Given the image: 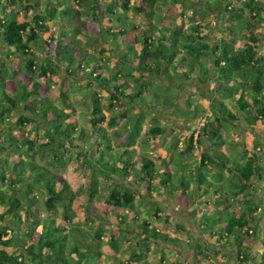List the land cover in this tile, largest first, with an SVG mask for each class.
Here are the masks:
<instances>
[{
    "label": "trees",
    "instance_id": "1",
    "mask_svg": "<svg viewBox=\"0 0 264 264\" xmlns=\"http://www.w3.org/2000/svg\"><path fill=\"white\" fill-rule=\"evenodd\" d=\"M128 1L123 4L125 9L128 7ZM174 1L181 4L185 0ZM1 2L8 3L12 9L15 7L14 14L7 15L4 13L5 6ZM41 3H44L43 9L40 8ZM49 3L48 5L46 0H0V10L3 11V15L6 14L3 17L0 16V39L9 49H14V52L21 58L19 73L29 79V84L19 80L16 83L13 78L16 73L15 68L3 63L0 65V127L9 126L5 133L8 139L14 140L8 147L9 151L14 155L19 154V156L24 154L27 158V160L16 156L0 158V180L4 182L5 175L11 174L21 184V188H16L12 181V188L9 191H0V264H107L106 255L100 251V244L103 242L99 241L100 236L95 233L97 227L90 234V240H87L88 232L79 227L71 213L72 207L78 203L79 194L84 191L81 187L77 191L72 190L66 181L61 180L58 173L36 163V149L52 151L55 154V156L53 154V159L57 165L61 166L63 161L56 156L57 154L52 147L65 148V145H68L81 160V166L83 163L87 169L96 172L103 171L105 174L112 173L123 178L128 184L146 183L148 190L165 188L166 191L173 194L174 190L187 189L189 181L181 183V179L184 177L175 171L167 170L155 173L154 162L145 156L138 157L140 170L132 166L131 164L136 159L137 154L135 150H129L128 147L133 141L124 140L120 150L113 148L110 138L104 135L103 124L106 118L96 101L95 96L97 95L87 97L86 93L83 92L80 96L83 103L88 100L90 103L88 106L91 110L89 125L94 132L89 133L73 120L71 112L74 108L70 97L73 96L75 90H69L68 87L65 88V85H62L59 92L60 101L56 104L47 98L45 93L39 92L43 84L38 80L43 78L47 83H50V77L57 76L60 71L67 76H73L91 68L94 85L98 81V86L101 85L108 90L110 103L114 101L125 105L134 104L136 98L142 99L146 93H149L154 101L163 98L156 91L162 92V96L163 91H165L164 95L169 100V97L174 96L171 94L173 88L167 87V89L162 90L158 89L156 85H152L150 90L144 86L131 88L127 84V80L133 78L129 71L117 70L114 74L103 73L101 57L88 54L79 43L81 40L87 44H91L93 41V38L86 34V30L82 31L85 22L80 20V10L69 6L57 7L53 0ZM97 3L98 0H93V5H97ZM116 3L114 2V4ZM220 3V0H215L212 4L208 3L203 12L218 9ZM158 5V0H140L139 4L135 6V11L137 15H141L144 21L148 20L150 23L151 18L157 16L155 10ZM49 6L51 7L48 8ZM242 6L253 14L252 19L256 18L257 14H254V9L259 8L258 2L247 0ZM93 8L92 15L100 30L104 26H111L112 29L117 28L116 31L110 32L111 37L114 38L113 45H116L117 49L116 37L125 38L128 36L131 38L129 43L140 45L138 50L130 44L128 46L127 42L124 45L129 54L127 61L131 64V69L138 70L140 73L169 77L168 69L171 67L175 69L174 61L177 59L180 50H183L185 52L178 58L180 59L178 63L184 64V68L177 71V75L184 77V79L196 77L199 81H203L200 75L208 76L206 82L209 85L211 83L216 85L215 94L221 99L234 103L240 116L232 112L221 99L212 103L211 111L213 114L200 130V140L197 139L199 143L213 145L226 143L230 139V127L235 125L236 121L242 120L250 128L263 124L264 63L261 58L256 57L251 44L243 43L235 48L234 45L238 36H234L231 40L221 39L209 44L206 38L202 36V29L205 26L201 24L189 26V31L186 32L179 28L167 26L154 25L155 27H151L152 25L149 24L151 27L148 29L149 33L144 31L138 36L134 23H126L119 15L112 13L109 7L103 10L102 16L96 12L95 7ZM47 21H50V24ZM74 21H78L77 24H74ZM86 22L88 23V21ZM50 25L52 27L57 26L58 30L63 33L62 38H59L55 43L50 38L38 35L41 32H48ZM245 26L252 27V24L246 22ZM232 30L233 28L229 31L233 32ZM110 33L106 35H110ZM154 33L157 34L155 37H153ZM67 35L71 37L69 38ZM63 39L68 42L64 43ZM252 40L255 42L254 37ZM40 53L44 55L43 63L36 60L37 57H40ZM101 53L103 54V50ZM206 60L210 66H207ZM7 81H12L9 82V84L12 83L11 86L6 84ZM187 104L190 106L189 101ZM159 106L171 114L168 106L165 107L161 103ZM197 107L189 108L187 112L178 110L175 114L181 118L189 113L191 117L196 118L201 113L198 105ZM14 110L24 112L15 121L17 125L15 128L25 134L19 140L14 136V138L11 137L12 125L5 119V113ZM115 121L111 115L106 124L112 127ZM26 125H31V129L27 132L24 131ZM38 131L43 133L41 140L37 138ZM152 131L160 132V129L156 128ZM118 133L120 132L114 134L118 135ZM59 141L63 143H59ZM192 142L191 137L187 142L185 152H182L183 150L179 152L182 156L186 155L185 158H178V154L172 158L171 164L174 169L183 170L185 168V162L190 160L188 154L192 150ZM117 147H119L118 144ZM129 152L133 153V161L128 156ZM119 154L127 157L126 161L123 159L115 161ZM257 157L256 153L251 152L248 154L247 160L241 164L235 160L234 155L229 158L221 152H217L215 156H212L211 150L205 148L200 156L198 168L203 169L207 174L212 171L213 167L216 168L217 175L225 177L223 181L230 185L227 186L226 190L229 193L233 190L236 191L239 193L238 199L246 198L244 201H247L250 198L248 189L253 185L252 179L256 174L262 173V168L256 165L258 163ZM225 168L229 174L233 171L231 176L226 177L223 172ZM100 169L102 170L97 171ZM177 176L180 178L178 184H175L173 181ZM154 182H156V187L152 185ZM205 185L207 184L205 183ZM95 186L96 183L91 181L85 192H94ZM34 191H41L42 196L40 198L35 197ZM213 194L217 196L214 199L216 207L221 205L224 207L218 214L201 217L198 235L201 238V229L207 230L208 233L215 229L212 235L217 234L216 236L213 237L207 233L204 237L213 241L215 245H223L222 243H224L226 246L238 249L240 248L238 245H245V236H248L250 231L254 233L251 223L254 222L253 215L257 209L253 207V204L248 205L246 203L235 213L232 208L235 202L228 205L226 193L219 195L218 191L214 189ZM92 196L90 194V197ZM133 198V192L127 189L124 192L118 191L110 194L105 202L112 208H129L132 211ZM152 209L157 212L158 206L153 205ZM244 209L247 210L244 211ZM59 210L61 216H57ZM43 212L46 216H41ZM212 220H214V224L217 222L215 226L210 223ZM134 221L137 222L135 219ZM9 223L15 229L20 228L21 233H15L5 238L8 235L7 231L11 229L8 226ZM223 223H225L224 227L222 226ZM209 225H211L210 229H208ZM118 226L122 235L129 234L140 238V251L134 253L136 259H141L147 243L152 242V240H161L165 244L175 246V248L178 244L168 234L159 233L155 228L150 227L145 220L142 229L139 231L130 228L123 216L120 217ZM220 226L224 228V231ZM24 228L25 230H22ZM230 234H235L233 242L229 240L231 239L229 238ZM108 243L111 247H115L117 252L120 247L117 237L110 236ZM197 252L200 253L199 255L202 253ZM110 258L113 259V262L117 260L113 264H123L121 259L118 260L116 256ZM194 261L197 264H215L209 262L207 258L200 261L197 256H194Z\"/></svg>",
    "mask_w": 264,
    "mask_h": 264
},
{
    "label": "rangeland",
    "instance_id": "2",
    "mask_svg": "<svg viewBox=\"0 0 264 264\" xmlns=\"http://www.w3.org/2000/svg\"><path fill=\"white\" fill-rule=\"evenodd\" d=\"M46 1L48 2V5L50 4L49 1L51 2V0ZM53 1L57 7L69 6L80 10V20L81 22H85L82 27V31L86 30V34L89 37H92L93 41L91 44H87V42L84 43L82 40L79 41V43L82 48L88 52V54L101 57V68L103 69V73L108 72V74H114L117 70H120L121 72L129 71L133 78H129L127 80V84L131 88H134L135 86H144L147 90H150L152 85H156L158 89L160 88L163 90L167 89V87H172L173 93L171 94H174V96L169 97L168 100L167 96L164 95L165 91H163V96L162 92L156 91L163 98H158L154 101L150 94L146 93L142 99L136 98L134 101L135 103L132 105L120 104L114 101H111L110 103L108 100V90L101 85L98 86V81L97 84L94 85L91 77V68L83 72H78L73 76H67L64 72L60 71L57 76L50 77V83H47L45 79L41 78L38 82H41L43 85L39 89V92L41 94L45 93L47 98L58 104L60 101V87H62V85H65V88L68 87L69 90L74 89L75 93L72 96L73 98L70 97L74 108L71 112L73 120L89 133L94 132L89 125L91 110L88 106L90 103L89 100L83 103L80 96L83 92L86 93L87 97L97 95L95 96L96 101L99 103L106 118L105 123L103 124L104 135L107 138H110L113 148L115 150H120V146L124 140H128L130 142L133 141L130 147H128L129 150L131 148L135 150L137 154L136 159L133 161V153H128L129 158L133 161L131 164L132 166H135V168L140 170V160L138 157L145 156L154 162L155 173L167 170L171 172L175 171L178 172V174L181 173L183 175L184 178L181 179V183H184L187 180L189 181L190 179L192 180L190 170H179L178 168L174 169L171 164L172 158H174L177 154L178 158L181 157L183 159L186 157V155H180L179 152L182 150V152H185L184 150L187 148V142L191 137L193 139V147L189 153L190 160L188 161L193 162V164L199 165L200 156L204 151L203 147L207 149L211 148L206 147L207 143H199L197 139L200 140V130L203 124H205V122L211 118L213 114L211 111L212 103L217 99H221L215 94L216 85H213L212 83L209 85L206 82V78H208V76L205 77L200 75V78L203 81H199L196 77L184 79V77L177 75V71L184 68V64L178 63L180 60L178 58L185 52L183 50H180L177 59L174 61L175 69H172V67L168 69L169 77L165 78L164 75L156 76L155 74L140 73L138 70H133V68L131 69V64L127 61L129 59V54L128 51L125 50L124 45L127 42L128 46L130 44V46H134L135 49L137 48L136 50L139 49L140 45H132L129 43V39L131 38L128 36L125 38L116 37L117 49L116 45H113L114 38L111 37L110 33L113 32V30L116 31L117 28L112 29L111 26H104L100 30L96 20H94V16L92 15V9L95 7L96 12L102 16L103 10L106 7H109L112 13L119 15L126 23L133 22L136 26L135 29L138 36H140L144 31H148L149 33L148 29L155 26L179 28L186 32L189 31V26L193 24H201L205 26L202 29V36L206 38L209 44L218 42L221 39L231 40L234 36H238L234 47L237 48L243 43L251 44L254 48L256 57L261 58L264 63V0H255L259 3V8L254 9V14H257L255 19H252L251 16L253 14L250 13L247 8L242 6V4L247 2V0H220V7L218 9H212L210 12H203V9L207 8L206 6L208 3L212 4L215 0H185L181 4L175 3L174 0H158L159 5L155 10V14H157V16L155 18H151L150 23L148 20L144 21L141 15H137V12L135 11V6L139 4L140 0H129L127 3L128 7L126 9L123 4L127 0H98L97 5H93V0ZM114 2L117 3L114 4ZM2 3L5 6L4 13L7 15L14 14V11H16L15 7L12 9L8 3L1 2V4ZM43 7L44 3H41L40 8L43 9ZM50 7L51 6L48 8ZM2 13L3 11L0 12L1 17L6 15H3ZM17 19L19 21V15L17 16ZM86 21H88V23ZM47 22L50 24V21ZM77 22L78 21H74V24H77ZM246 22H251L252 27H246ZM149 24L152 26L149 27ZM231 28H233V32L229 31ZM108 33H110V35H106ZM38 35L44 38H50V40L52 39V42L55 43L59 38H62L61 36H63V33L58 30L57 26L52 27L50 25L48 32H41L38 33ZM156 35L157 34L154 33L153 37ZM67 36L69 38L71 37L70 35ZM252 37H254L255 42L252 40ZM63 40L64 43L68 42L65 39ZM102 50L103 54L101 53ZM36 60L43 63L45 60L43 53H40V57H37ZM2 63L15 68L16 73L13 78L16 83L19 80L29 84V79L19 73L21 58L14 52V49H9L3 40L0 39V65H2ZM206 63L207 66H210L208 60H206ZM9 82L12 81H7L6 84L11 86L12 83L9 84ZM221 100L228 105L232 112H234L237 116H240L232 101L225 99ZM188 101L190 102V106L187 104ZM160 103L165 107L168 106L171 114L160 108ZM197 105L199 106L201 113L196 118L191 117L189 113L185 117L183 116L181 118L175 114L178 110L187 112V109H193L194 107H197ZM22 113L24 114V112L18 110L5 113L6 121L10 122L12 125L10 132L11 137L14 136L17 140L20 138L19 133L15 128L17 126L15 121L17 117L22 115ZM111 115H113L116 120L112 127L106 124L107 119ZM235 123V125L230 127L229 131L230 136L231 138L233 137V139L232 141H226L224 151H228L229 158L231 155H234L236 158L235 160L239 161L242 159L243 162L247 160L249 153H258L257 160L262 168V175L264 176V149L261 151L259 150L258 152L256 150L258 143L264 146V121L263 124H259L252 128L248 127L249 130L246 129L247 126L242 120L236 121ZM8 127V125L0 127V158H11V156L20 158L24 157V155H14L9 151L8 147L11 146V142L14 140L7 138L5 132ZM156 128H159L160 132L152 131ZM30 129L31 125H26L24 127V131L26 132ZM115 132L120 133L115 135ZM42 135L43 133L38 131V140L42 139ZM117 144L119 147H117ZM240 144H244L250 152L248 150L242 151ZM55 147L57 150L54 149L53 151L57 154L56 156L63 161L64 167L62 165H57V162L53 159L55 154L50 150L45 151L39 149L37 151L36 158L40 164H43V166L51 171L53 169L61 168L59 173L61 179L68 181L69 184L73 186L75 191L79 190L80 185L82 186L81 188L84 192L79 194L80 197L78 203L72 207L71 213L75 217L76 222H78L79 227L88 232V237L86 234L87 240H90V234L93 232V229L97 227L95 233L97 236H100L99 241L103 242L101 244L102 246L105 245V249L110 247L108 237L116 236L120 245L124 247L123 252L126 254L124 258H127L128 260H135L133 253H138L140 251V238L135 237V235H122V233L117 234V231L119 230L118 222L120 217L123 216L128 222L129 227L135 229L136 231L142 229L145 220L149 223L150 227L155 228L159 233L168 234L171 238L178 242L175 248V246L165 244L161 240H152V242L150 241L147 243L141 259H136L135 262L132 263L197 264L194 261V256H197L200 261H203V258H207L209 262L215 264L264 263V251H262L261 248L264 244V185L257 188L256 184L258 182L256 180V175L252 179L253 185H251V188L248 189L250 192V198L247 200L248 205L253 204V207L257 209L253 215L254 222L251 223L254 233H251L250 231L249 235L245 236V245L240 244L238 245L240 248L235 249L234 247L224 245V243H222V246L215 245L213 241L204 237L205 234L208 233L205 229L200 230L203 235H200V238L198 231L189 227L187 220L181 216V210L176 202L177 198L175 195H170V193L165 191L164 188L160 190H154V188L148 190L146 188V183H138L137 185L128 184L127 181L122 180L117 177V175H113L109 172L105 174L101 171L102 169L97 170L101 172L87 169L83 163L81 166V160L76 156L75 151L72 149L59 148L58 146ZM118 159L125 160L127 157L119 154V156H116L115 161ZM203 174L205 177L208 176V179L214 185L219 184L220 180L223 183V186H230L228 183H225L220 176H218V180L213 178L211 174L207 175L204 171ZM5 178L4 182L0 181V186H3L6 191H9L12 188V183L15 184L14 186H16V188H21V184H19L18 180L15 179L13 175H5ZM179 178L180 177L177 176L173 182L178 184ZM91 181L96 183L94 192H85L89 188ZM152 185L156 187V182ZM212 188H214V186ZM127 189H130L134 195L132 211H130L129 208H112L106 204L105 200L108 199L110 194H114L118 191L124 192ZM173 193H175V190ZM90 194L93 196L90 197ZM186 194L187 196L181 197V199H190L193 196L192 191H186ZM34 196L40 198L42 196V192L34 191ZM245 199L246 198L241 200L239 199L232 208H237L236 211H238L242 208L241 204ZM153 205L156 207L158 206L157 212L152 209ZM38 207L40 208V205ZM196 208L197 213L202 214L201 216L208 212L206 207L198 206ZM195 209L188 212L189 217L192 216ZM169 210L170 213L168 215L165 211ZM245 210L247 209H244V211ZM218 213L220 212H217L216 214ZM60 214L61 211L59 210L57 212V216H61ZM41 216H46L45 212H43ZM168 216L170 218L167 219L166 217ZM225 217L227 218L228 216ZM134 219L137 222H135ZM213 221L214 220L210 223L214 224ZM216 224L217 222L214 226ZM224 224L225 223L222 225L223 227ZM182 225H184V227ZM8 226H10L11 229L7 231L8 235L5 238H8L10 235L12 236L15 233H21L20 228L15 229L10 223ZM210 226L211 225L208 226V229H210ZM222 226H220V228H223ZM22 230H25V228ZM213 231H215V229H212L208 234L212 235ZM189 235L192 236V238ZM216 235L212 236L214 237ZM234 237L235 234L229 235V238H231L229 239L230 242H233ZM197 251L202 252L201 255H199L200 253Z\"/></svg>",
    "mask_w": 264,
    "mask_h": 264
},
{
    "label": "crops",
    "instance_id": "3",
    "mask_svg": "<svg viewBox=\"0 0 264 264\" xmlns=\"http://www.w3.org/2000/svg\"><path fill=\"white\" fill-rule=\"evenodd\" d=\"M1 107V106H0ZM246 129L247 130H249V126L246 124ZM249 127V128H248ZM17 130V129H16ZM18 131V130H17ZM26 132V131H25ZM18 133H19V138H22L25 134H23V133H21V132H19L18 131ZM232 135V134H231ZM232 139H233V137L231 138V136H230V139H229V141H232ZM63 143L62 141H59V143ZM202 144H206V143H202ZM207 146L206 147H211V148H209L210 150H211V152H212V156H215L216 155V153L217 152H221L224 156H228V151L226 152V151H224L225 149H224V147L226 146V143L224 142V144H221V145H213V144H206ZM240 148H241V150L242 151H244V150H248L247 149V147L246 146H244V144H240ZM59 147V146H58ZM195 147H196V145H195ZM52 148H54L55 149V146H53ZM60 148V147H59ZM64 149H72V148H70V146H68V145H65V148ZM132 149V148H131ZM130 149V150H131ZM205 148L203 147V150H204ZM264 149V146H262L261 144H259L258 143V147H256V150H257V152L260 150H263ZM39 149L37 148L36 149V155H35V161H36V163H38L39 165H43V164H40L39 162H38V160H37V158H36V156H37V151H38ZM45 151H49L48 149H45ZM249 152H250V150H248ZM46 153V152H45ZM32 154V153H31ZM257 155H258V153H256ZM22 155H24V154H22ZM189 155V154H188ZM22 159H24V160H27V158L25 157V155H24V157H21ZM239 163H241V164H243L244 162L242 161V159H240L239 161H238ZM65 165V164H64ZM257 166H260V164L259 163H257L256 164ZM63 166V165H62ZM184 166H185V170H190V174H191V177L193 178L192 180L190 179L189 180V186H188V188L187 189H178V190H176L175 191V193H173L174 195H175V197L177 198V200H176V202L178 203V205H179V208H180V210H181V216L183 217V218H185L186 220H187V224L189 225V227H192V228H194L195 230H197L198 231V229H199V224H200V222H201V215L202 214H200V213H197V208L196 207H206V209L208 210V212H206L205 213V215H213V214H216L217 212H219V211H221L222 210V208L224 207L223 205H221V206H219V207H216V201L214 200L217 196H215L214 194H213V190L214 189H216L217 191H218V193H219V195H222V193L224 194V193H226L227 195H228V201H227V204L228 205H231V204H233L234 202H235V204H236V202L239 200L238 199V196H239V193H237L236 191L234 192V190H233V188L232 187H230V189L231 190H233V191H231L230 193L226 190L228 187L227 186H223V183L218 179V173H217V171H216V168H212V171L209 173V174H211L212 176H213V178H215V179H218L219 180V184H216V185H214L209 179H208V176H204V174H203V169H200V168H198L199 167V165L198 164H193V162H191V161H188V162H186L185 164H184ZM187 166V167H186ZM64 167V166H63ZM261 167V166H260ZM183 169V170H184ZM60 170H61V168H59V169H53L52 171L53 172H57L58 174L60 173ZM82 170V169H81ZM173 170V169H172ZM1 171V170H0ZM224 173H225V175H226V177H229V176H231V174L233 173V171H231V174H229L228 172H227V170H226V168L224 169V171H223ZM28 175V174H27ZM27 175H24V176H27ZM208 175V174H207ZM201 176V177H200ZM117 177H119V176H117ZM60 178H61V176H60ZM119 178H121V177H119ZM222 180H223V178H225V177H220ZM122 180H123V178H121ZM231 179V178H230ZM62 180V179H61ZM231 180H234V179H231ZM256 180H257V188H260L261 187V185H264V176L262 175V173L261 174H256ZM1 181V180H0ZM66 181V180H65ZM227 181V180H226ZM68 184H69V182L68 181H66ZM207 184V185H205L204 186V184L205 183ZM225 182V181H224ZM204 183V184H203ZM209 183H211V184H209ZM3 185V184H2ZM70 185V184H69ZM214 186V188H212ZM70 187L72 188V190H74L75 191V189L73 188V186H71L70 185ZM79 187H82L81 185L79 186ZM208 189V190H207ZM1 190H5V188H3V186L1 187L0 186V191ZM164 190H165V188H164ZM167 190V189H166ZM165 190V191H166ZM186 191H192L193 192V196L190 198V199H181V197H185V196H187V194H186ZM172 194V195H173ZM213 194V195H212ZM170 195H171V193H170ZM79 197L80 196H78V200H79ZM174 197V196H173ZM248 201H243V203L241 204L242 206H244V205H246V203H247ZM199 204V205H198ZM214 204V205H213ZM234 205V204H233ZM196 208V209H195ZM192 209H195V211L193 212V214H192V216L191 217H189V215H188V212L189 211H192ZM237 209V208H236ZM236 209H233L234 210V212L236 213L237 211H236ZM239 209V208H238ZM259 209V208H258ZM168 210V209H167ZM171 210V209H170ZM170 210L169 211H165L166 212V214H168L169 215V213H170ZM191 218V219H190ZM191 224V225H190ZM264 224V223H263ZM183 227H184V225H182ZM188 230V229H187ZM120 233V230H118L117 231V234H119ZM190 236V235H189ZM197 236V235H196ZM191 238H192V236H190ZM108 239H109V237H108ZM192 240V239H191ZM220 246H222V245H220ZM225 247V246H224ZM228 247H232V246H228ZM262 248V251H264L263 249H264V246H262L261 247ZM123 250H124V247L122 246V245H120V247H119V249L117 250V252H116V248L115 247H108L107 249H105V245L104 246H102V244L100 245V251L101 252H103L105 255H106V258H105V261H106V263L107 264H113V263H116V261H114L113 262V259H111L110 257H112V256H116L117 257V259L119 260V259H121V262H123V264H135V263H132V262H135V260H136V257L134 256V258H135V260H128L127 258H124L125 256H126V254L123 252ZM134 254V253H133ZM138 260H140V259H138Z\"/></svg>",
    "mask_w": 264,
    "mask_h": 264
}]
</instances>
